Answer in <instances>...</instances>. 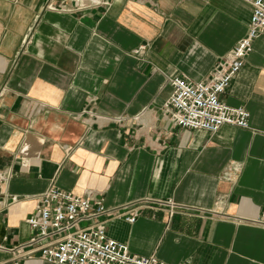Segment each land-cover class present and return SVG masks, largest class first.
Wrapping results in <instances>:
<instances>
[{
    "label": "crops",
    "instance_id": "0c3cea01",
    "mask_svg": "<svg viewBox=\"0 0 264 264\" xmlns=\"http://www.w3.org/2000/svg\"><path fill=\"white\" fill-rule=\"evenodd\" d=\"M98 2L0 0V264L31 250L51 187L101 201L136 258L264 264V33L222 96L249 129L186 130L164 108L171 80L205 81L246 35L251 6Z\"/></svg>",
    "mask_w": 264,
    "mask_h": 264
},
{
    "label": "built area",
    "instance_id": "2783aa9c",
    "mask_svg": "<svg viewBox=\"0 0 264 264\" xmlns=\"http://www.w3.org/2000/svg\"><path fill=\"white\" fill-rule=\"evenodd\" d=\"M245 1L252 8L247 33L217 64L210 77L199 83L181 78L170 81L172 92L164 108L177 127L209 133H216L224 125L249 129V112L222 101L251 53L253 43L264 33V0ZM90 4L95 6L99 2L90 0ZM61 10L66 11L65 5ZM0 180L5 181L6 176L0 175ZM33 199L35 210L26 220L34 232L28 244L31 250L2 264H24L22 256L32 258L34 254L44 264H166L154 256L136 258L126 244L109 238L101 220L106 213L104 205L101 201H91L89 195L75 196L51 187ZM125 220L133 224L136 215Z\"/></svg>",
    "mask_w": 264,
    "mask_h": 264
}]
</instances>
